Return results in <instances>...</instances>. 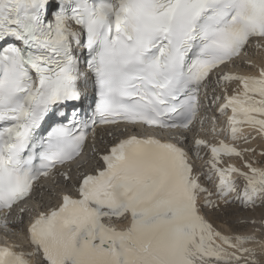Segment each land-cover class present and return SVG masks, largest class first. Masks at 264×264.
I'll return each instance as SVG.
<instances>
[{
  "label": "snow or ice",
  "instance_id": "snow-or-ice-1",
  "mask_svg": "<svg viewBox=\"0 0 264 264\" xmlns=\"http://www.w3.org/2000/svg\"><path fill=\"white\" fill-rule=\"evenodd\" d=\"M257 139L264 0H0V264H264Z\"/></svg>",
  "mask_w": 264,
  "mask_h": 264
},
{
  "label": "bare ground",
  "instance_id": "bare-ground-1",
  "mask_svg": "<svg viewBox=\"0 0 264 264\" xmlns=\"http://www.w3.org/2000/svg\"><path fill=\"white\" fill-rule=\"evenodd\" d=\"M254 59L259 60V57H253ZM245 146H250V147H255L257 149V159H262L264 160V157H260L259 153L261 151H264V140L257 139L251 143V145H245ZM231 211H235L237 213L236 216L233 217H223L219 216L217 218L216 216L212 217L214 222L217 224H221L224 219H228L230 222L239 219V218H247L249 220L255 219L256 221L259 222L261 219L262 213H264V209H256L255 211H240L239 209H232Z\"/></svg>",
  "mask_w": 264,
  "mask_h": 264
}]
</instances>
